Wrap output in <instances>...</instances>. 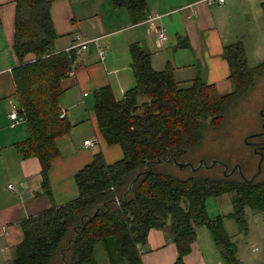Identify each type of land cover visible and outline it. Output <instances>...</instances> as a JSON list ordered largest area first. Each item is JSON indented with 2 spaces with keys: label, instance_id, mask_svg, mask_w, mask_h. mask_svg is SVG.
I'll return each instance as SVG.
<instances>
[{
  "label": "trees",
  "instance_id": "16d2710c",
  "mask_svg": "<svg viewBox=\"0 0 264 264\" xmlns=\"http://www.w3.org/2000/svg\"><path fill=\"white\" fill-rule=\"evenodd\" d=\"M111 2L126 8L134 21H143L149 13L148 0ZM50 7L49 0H16L13 51L19 64L12 70L14 101L27 126L26 137L14 147L24 158H38L42 186L48 190V173L59 154L56 140L73 127L66 115L60 117L59 103L62 81L75 58L74 51L69 57L54 48L57 34ZM261 9L264 12V1ZM130 52L135 84L121 98L109 85L93 98L99 131L109 145H119L122 158L106 164L100 152L94 153L74 175L76 198L24 219L11 264H97L94 249L99 242L111 264H141L137 245L147 241L150 229L163 227L169 228L176 245L175 264H185L199 227L207 226L221 245L228 242L224 218L245 227L246 207L264 210V179L248 181L228 174L181 178L156 168L173 164V159L192 162L206 134L223 126L228 110L264 71V61L250 67L241 46H226L232 89L221 93L206 84L201 73L182 84L170 63L154 68L150 53L138 44ZM30 53L35 59L25 62ZM225 193L234 194L232 212L209 217L206 201ZM224 249L225 258L233 261Z\"/></svg>",
  "mask_w": 264,
  "mask_h": 264
},
{
  "label": "crops",
  "instance_id": "0c3cea01",
  "mask_svg": "<svg viewBox=\"0 0 264 264\" xmlns=\"http://www.w3.org/2000/svg\"><path fill=\"white\" fill-rule=\"evenodd\" d=\"M49 1L57 34L53 41L55 50L66 51L80 41L79 36L88 42L85 49L73 50L75 75L62 81L64 92L59 106L73 127L56 140L59 154L48 173V190L42 186L38 158H24L14 147L27 135L24 121L12 127L8 118V100H15L12 70L19 64L13 51L16 0H0V225L8 227V235L0 237V264H11L14 247L22 239L20 224L24 219L77 197L74 175L92 161L96 152L90 151L91 147L98 148L106 164L122 158L119 145H109L99 131L93 98L105 85L111 86L116 98H121L135 84L132 45L148 51L158 70L170 63L175 79L182 84H189L201 73L205 83L214 84L221 93L232 89L230 67L224 56L227 0H148L149 13L161 14L157 24L165 31L170 29L174 36L169 44L166 33L167 40L159 48L152 42L154 33L148 25L134 21L126 8L114 7L111 0ZM34 59L30 53L24 60ZM87 139L95 142L85 147ZM230 200L232 205V197ZM223 247L233 261L225 258ZM262 247L259 255L245 256L238 245L200 242L196 233L191 250L183 259L185 264H264V242ZM137 251L141 264H175L177 257L168 227L150 229L147 241L138 244Z\"/></svg>",
  "mask_w": 264,
  "mask_h": 264
},
{
  "label": "rangeland",
  "instance_id": "374dc122",
  "mask_svg": "<svg viewBox=\"0 0 264 264\" xmlns=\"http://www.w3.org/2000/svg\"><path fill=\"white\" fill-rule=\"evenodd\" d=\"M262 1L264 0H227L229 7L225 14L224 26L225 33H227L226 46H241L250 67L264 61V12L262 10L261 13L260 9ZM121 10H125V8L122 7ZM170 31V29H166V33L170 38L169 44L172 42L170 40H174V36L170 34ZM151 38L155 47L162 46H158L155 34ZM231 54L235 56L237 50H231ZM188 70L192 72V69ZM185 73L188 74V71ZM253 78V84L249 90L241 95L228 110L223 126L217 131L208 132L202 145L191 157L194 166H197L198 161L201 159L208 165L214 161L219 163L208 168L200 167L195 171H192L189 167L180 169L177 165L171 163H164L156 168L181 178L193 174L218 177L228 174L235 179H240L241 175L248 179L254 176L258 172L260 155L258 152H254L252 146L248 145L245 139L250 137L247 139L248 142L260 141L264 143V135L252 137L262 131L263 119L260 112L264 108V71L256 74ZM97 149V147H91L90 151L97 152ZM260 150L264 156V149L260 148ZM222 164L227 166L226 173ZM237 166H239L241 172ZM262 179H264V157L260 164V173L255 181ZM233 195V193H225L208 198L206 208L209 217L225 216L231 212L230 198ZM245 220L247 225L242 227L235 219L224 218V234L228 238V242L233 243V246H240L243 255L257 256L263 249L264 210L246 207ZM196 233L200 242H215L207 226L199 227ZM94 256L97 264H111V260L100 242L95 246Z\"/></svg>",
  "mask_w": 264,
  "mask_h": 264
},
{
  "label": "built area",
  "instance_id": "2783aa9c",
  "mask_svg": "<svg viewBox=\"0 0 264 264\" xmlns=\"http://www.w3.org/2000/svg\"><path fill=\"white\" fill-rule=\"evenodd\" d=\"M207 1L214 2L215 0H207ZM218 1L223 2V0H218ZM161 17H162L161 14L152 12V13H148L146 18L144 19V23L148 25V30L156 35L158 46H161L167 40L166 31L164 30L163 27L157 24V21L160 20ZM79 39L80 41L77 44H74V46H72L71 48H68L65 51L69 57H70L71 51H73L74 49H77V48H79L80 50L85 49L88 41L84 40L82 36H79ZM100 54L102 55V51H100ZM74 75H75V68H74L73 63H71V69L69 71V76H74ZM8 105H9L8 118L11 122V126L13 127V126H16L18 123H20L22 118L18 114L19 106L13 99L8 100ZM64 116H65V111L61 110L60 117L62 118ZM94 142L95 140L87 139L84 141V146L89 147ZM9 187L11 186L9 185ZM115 199H116V202H119L117 197ZM6 235H8V227L5 225H0V237L6 236Z\"/></svg>",
  "mask_w": 264,
  "mask_h": 264
},
{
  "label": "water",
  "instance_id": "95a60500",
  "mask_svg": "<svg viewBox=\"0 0 264 264\" xmlns=\"http://www.w3.org/2000/svg\"><path fill=\"white\" fill-rule=\"evenodd\" d=\"M264 110V109H263ZM263 110L260 112L261 113V115H262V113H263ZM264 119V118H263ZM264 135V120H263V124H262V131L261 132H259V133H257V134H255V135H253L252 137H259V136H263ZM247 138H250V137H247ZM246 138V139H247ZM245 139V140H246ZM261 149H264V143H262L261 144ZM259 155H260V160H259V165H258V172L254 175V176H252L251 178H246V177H244L243 175H241L242 176V178H244V179H246V180H248V181H251V180H253L255 177H257L258 175H259V173H260V164H261V162L263 161V153H262V151L261 150H259ZM170 160V158H167L166 159V161H169ZM157 161H160V159H157ZM172 162H173V164H175V165H177L180 169H184V168H187V167H189L192 171H195V170H197V169H199L200 167H206V168H208V167H212L213 165H215L216 163H219V162H217V161H214V162H212L210 165H208L204 160H199L198 161V164H197V166H194L193 164H192V162H190V161H187V162H180V161H177V160H172ZM223 165V167L225 168V173H226V170H227V166L225 165V164H222ZM235 168V167H234ZM237 168L239 169V166H237ZM239 171H240V169H239ZM241 172V171H240ZM241 174V173H240ZM139 177V174H137L136 176H135V178H134V180L133 181H135L137 178ZM132 181V182H133ZM131 182V183H132ZM131 185V184H130Z\"/></svg>",
  "mask_w": 264,
  "mask_h": 264
},
{
  "label": "flooded vegetation",
  "instance_id": "af4514ba",
  "mask_svg": "<svg viewBox=\"0 0 264 264\" xmlns=\"http://www.w3.org/2000/svg\"><path fill=\"white\" fill-rule=\"evenodd\" d=\"M264 109V108H263ZM262 109V110H263ZM261 110V111H262ZM261 118L263 119L264 118V110H263V113H262V115H261ZM264 120V119H263ZM263 123V122H262ZM248 139V138H247ZM245 140L246 142H247V144L248 145H250V146H252V148H253V150H254V152L255 153H257V152H259V150H260V148H261V144L263 143V142H260V141H249L248 142V140Z\"/></svg>",
  "mask_w": 264,
  "mask_h": 264
}]
</instances>
